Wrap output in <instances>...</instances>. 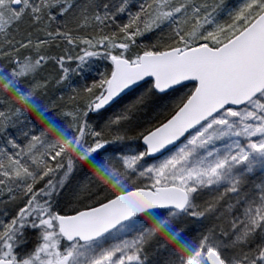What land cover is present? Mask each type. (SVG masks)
<instances>
[{
  "label": "snow or ice",
  "instance_id": "1",
  "mask_svg": "<svg viewBox=\"0 0 264 264\" xmlns=\"http://www.w3.org/2000/svg\"><path fill=\"white\" fill-rule=\"evenodd\" d=\"M0 264H264V0H0Z\"/></svg>",
  "mask_w": 264,
  "mask_h": 264
}]
</instances>
